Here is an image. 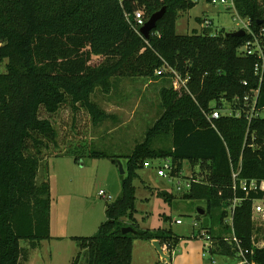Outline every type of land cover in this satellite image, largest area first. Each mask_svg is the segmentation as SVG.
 <instances>
[{
  "label": "trees",
  "instance_id": "trees-1",
  "mask_svg": "<svg viewBox=\"0 0 264 264\" xmlns=\"http://www.w3.org/2000/svg\"><path fill=\"white\" fill-rule=\"evenodd\" d=\"M198 1L0 0V65L6 63V72H0V264H23L30 251L51 239L50 184L38 177L50 157L62 155L76 161L81 156L126 158L128 167L122 195L107 203L106 221L98 232L74 238L80 251L72 264H80L84 256L86 264H132L136 239L167 246L172 242L171 249L176 248L179 239L171 232L140 230L134 219L137 171L146 161L167 158L178 174L185 162L208 171L202 179L192 177L195 182L183 199L206 203L209 218L203 229L213 240L210 253L264 264V245H256L257 232L264 239V225L256 229L253 209L264 200V192L247 196L234 189L239 180L264 181V117H249L253 100L257 110H264V75L260 80L255 73L256 57L243 55L252 39L246 30L244 37L213 35L209 29L176 33L180 13ZM233 3L239 17L260 35L264 0ZM163 8L165 15L145 38L135 13L141 11L148 21ZM259 38L264 46V36ZM165 64L190 76L187 89L170 73L156 75ZM136 77L170 79L172 85L161 90V115L130 154L110 155L77 145L75 151L50 155L59 137L53 116L65 107L85 110L93 127H101L111 115L93 100L95 93L110 94L118 80ZM214 109L222 116L210 122L207 115ZM159 195L173 199L167 192ZM233 207L232 224H225ZM129 226L135 232L123 234ZM233 231L239 245L228 240ZM240 250L248 253L241 257Z\"/></svg>",
  "mask_w": 264,
  "mask_h": 264
},
{
  "label": "rangeland",
  "instance_id": "rangeland-1",
  "mask_svg": "<svg viewBox=\"0 0 264 264\" xmlns=\"http://www.w3.org/2000/svg\"><path fill=\"white\" fill-rule=\"evenodd\" d=\"M229 5H213L209 1L199 0L193 9L180 13L176 33L188 35L197 31L201 34L207 29L213 35L248 31L250 21L239 17L235 7ZM206 20L212 24L203 25ZM0 72H6V63L0 65ZM171 82L170 79L165 81L136 77L118 80L110 94L98 90L93 100L111 115L98 128L93 127L85 110L72 112L68 107L63 108L53 116L59 137L58 147L50 155L64 153L68 148L75 151L77 145L94 146L96 150L110 155L130 154L137 144L145 140L147 130L160 117V92L163 87L171 86ZM212 106H216V103L213 102ZM42 115L46 116L43 112ZM159 167H164L163 160H157L150 167L137 171L138 175L133 181L136 190L135 225L140 230L169 231L179 242L175 249H171L172 242L168 243L170 250L166 252L168 261H165L154 243L136 239L133 245V264H237L210 253L209 241L204 239L207 233L203 229L209 215L199 214V210H207L206 203L183 199L187 191L186 181L195 174L202 179L208 171L200 169L199 165L192 167L189 162H185L182 177L178 179L159 176ZM127 176L126 158L113 161L110 158L81 156L76 161L71 156L50 157L38 179L50 184L51 239L30 251L28 260L23 264H72L80 251L74 238L92 237L98 232L106 221L107 203L115 202L122 195L123 181ZM178 186L183 190L178 191ZM100 191L111 195L113 200L107 201L100 197ZM160 192L171 194L172 201H166L159 195ZM177 220H181L182 224L175 223ZM228 220L225 224H229ZM261 220L260 214L256 213V229L261 230L263 227ZM125 221L128 225L132 223L128 219ZM256 238L257 246L263 247L261 231L256 233ZM21 245L27 247V242L22 241ZM160 246L163 247L161 243ZM80 264H86V256L82 257Z\"/></svg>",
  "mask_w": 264,
  "mask_h": 264
},
{
  "label": "built area",
  "instance_id": "built-area-1",
  "mask_svg": "<svg viewBox=\"0 0 264 264\" xmlns=\"http://www.w3.org/2000/svg\"><path fill=\"white\" fill-rule=\"evenodd\" d=\"M122 1V0H121ZM198 1V0H196ZM211 3L213 5H217V4H223V5H233L234 6V3H233V0H212ZM229 5V6H230ZM134 20H135V23H136V26L141 29L145 23L147 22L144 18V15L141 11H137L135 13V17H134ZM205 24L203 25H211V21L210 20H206L204 22ZM139 31V30H138ZM248 33L251 34L252 36V39L248 40L244 46V53L243 55L244 56H253V57H256L258 59V63L255 65V73L260 76V80H262L263 78V75H264V46L262 45V41L260 40V36H264V29H263V32L258 35L256 34L253 30H251L250 28H248ZM164 73H170L173 77V80H176L177 82H179L185 89H187V84L188 82L190 81V76L187 75L185 77H183L181 74H179L176 70H174L173 68H171L170 66H168L167 64H165L162 68H160L159 70L156 71V75L159 76V75H163ZM246 84V83H245ZM245 102H249V97H245L244 99ZM252 107H251V114L249 115V117H264V110H257L255 105H256V101L253 100L252 101ZM224 105L225 107L227 108V103L224 101ZM248 105V104H247ZM226 114H229V115H236V116H240V112H235V114L231 111H226ZM222 116V112L220 110H217V109H214L211 111L210 114L207 115V118L208 120L211 122L213 120H217L219 119L220 117ZM164 161V167H159L160 169L158 170V175L159 176H162V177H176L178 179H181L182 177V173H175V169L176 167L174 166V164L172 163L171 159H162ZM157 161V160H156ZM155 162V161H154ZM152 165V162L150 161H146L144 163V167H150ZM166 170L168 172H166ZM238 174L239 173H236L233 175L235 181L237 182L238 181ZM187 179V178H186ZM195 182V180L193 178H189L186 183H185V188L186 190L190 189L191 187V184ZM180 184V182L178 183ZM239 188L241 189L243 192L246 193V195L248 196L251 192H258V191H261V192H264V181H258V180H252V181H247V180H239L238 181V185L237 183L234 185V189L236 188ZM177 190L178 191H182L183 188H181L180 186L177 187ZM99 196L106 199L107 201H111L113 200V197L109 194H107L105 191H100L99 192ZM259 202H262L259 203ZM238 203V200H235L234 201V206ZM254 215L256 213H259L261 218H262V222L264 223V200H259V201H256L255 204H254ZM233 210H234V207L231 211V215H230V218H229V223L230 225L232 224V214H233ZM175 223L177 224H182V221L181 220H177ZM204 239L209 241V251L213 248V240L211 239V237L209 236V234H206L204 236ZM228 240H230L231 242H234L236 243L237 245H239V241L238 239L235 237L234 235V231L233 233L231 234V236L228 238ZM257 245V243H256ZM162 249V259L165 260V261H168V258H166V252L168 251V247L167 245H163V248ZM248 253V252H243L242 250H240V253H239V256L241 257H244L245 254ZM216 262H214L215 264ZM241 264H247L245 261H241Z\"/></svg>",
  "mask_w": 264,
  "mask_h": 264
},
{
  "label": "water",
  "instance_id": "water-1",
  "mask_svg": "<svg viewBox=\"0 0 264 264\" xmlns=\"http://www.w3.org/2000/svg\"><path fill=\"white\" fill-rule=\"evenodd\" d=\"M166 13V8H163L162 10L156 12L155 14H153L148 21L145 23V25L140 29L141 34L145 37L148 38L150 33L157 27V23L159 20H161L163 18V16ZM258 24H264V19L259 21ZM227 36H233V37H244L246 35V31L245 30H239L237 32L234 33H227ZM121 168V172L122 174H124V169L122 166H120ZM199 214L200 215H204L205 212L204 210H199ZM123 234H127V233H134L135 230L131 227H127L124 228L122 230ZM154 246L157 248V250L160 252V254H163L161 246H160V242L159 241H155L154 242Z\"/></svg>",
  "mask_w": 264,
  "mask_h": 264
},
{
  "label": "crops",
  "instance_id": "crops-1",
  "mask_svg": "<svg viewBox=\"0 0 264 264\" xmlns=\"http://www.w3.org/2000/svg\"><path fill=\"white\" fill-rule=\"evenodd\" d=\"M151 242L154 243L155 241H151ZM162 248H163V247H162ZM161 257H162V254H161ZM225 259L230 260V261H232V262H236L237 264H241V262H238V260L233 259V258H225ZM132 264H133V258H132Z\"/></svg>",
  "mask_w": 264,
  "mask_h": 264
}]
</instances>
